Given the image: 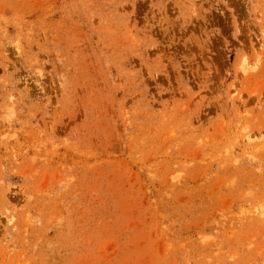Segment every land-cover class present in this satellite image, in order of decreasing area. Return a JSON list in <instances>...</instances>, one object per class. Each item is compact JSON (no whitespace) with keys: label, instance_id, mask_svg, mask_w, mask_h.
<instances>
[{"label":"rangeland","instance_id":"1","mask_svg":"<svg viewBox=\"0 0 264 264\" xmlns=\"http://www.w3.org/2000/svg\"><path fill=\"white\" fill-rule=\"evenodd\" d=\"M0 264H264V0H0Z\"/></svg>","mask_w":264,"mask_h":264}]
</instances>
